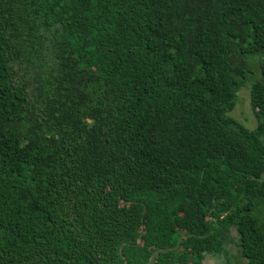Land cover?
Instances as JSON below:
<instances>
[{"label": "trees", "instance_id": "1", "mask_svg": "<svg viewBox=\"0 0 264 264\" xmlns=\"http://www.w3.org/2000/svg\"><path fill=\"white\" fill-rule=\"evenodd\" d=\"M209 254L264 264V0H0V264Z\"/></svg>", "mask_w": 264, "mask_h": 264}, {"label": "rangeland", "instance_id": "2", "mask_svg": "<svg viewBox=\"0 0 264 264\" xmlns=\"http://www.w3.org/2000/svg\"><path fill=\"white\" fill-rule=\"evenodd\" d=\"M235 119L239 120L248 129H254L256 127V118L250 105V87L245 85L241 88L238 94V100L234 110L230 113ZM231 252L239 255V248L236 244L231 243L229 246ZM206 259H212V264H222V258L219 256L207 255Z\"/></svg>", "mask_w": 264, "mask_h": 264}, {"label": "water", "instance_id": "3", "mask_svg": "<svg viewBox=\"0 0 264 264\" xmlns=\"http://www.w3.org/2000/svg\"><path fill=\"white\" fill-rule=\"evenodd\" d=\"M152 259L148 261L147 264H151ZM203 264H212V259L203 260Z\"/></svg>", "mask_w": 264, "mask_h": 264}, {"label": "flooded vegetation", "instance_id": "4", "mask_svg": "<svg viewBox=\"0 0 264 264\" xmlns=\"http://www.w3.org/2000/svg\"><path fill=\"white\" fill-rule=\"evenodd\" d=\"M205 260H207V259L205 258Z\"/></svg>", "mask_w": 264, "mask_h": 264}, {"label": "crops", "instance_id": "5", "mask_svg": "<svg viewBox=\"0 0 264 264\" xmlns=\"http://www.w3.org/2000/svg\"><path fill=\"white\" fill-rule=\"evenodd\" d=\"M205 260V259H204Z\"/></svg>", "mask_w": 264, "mask_h": 264}]
</instances>
